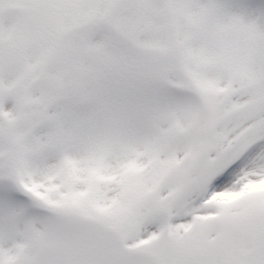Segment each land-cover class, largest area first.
Segmentation results:
<instances>
[{
	"label": "snow or ice",
	"instance_id": "1",
	"mask_svg": "<svg viewBox=\"0 0 264 264\" xmlns=\"http://www.w3.org/2000/svg\"><path fill=\"white\" fill-rule=\"evenodd\" d=\"M0 264H264V0H0Z\"/></svg>",
	"mask_w": 264,
	"mask_h": 264
}]
</instances>
